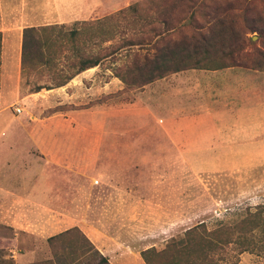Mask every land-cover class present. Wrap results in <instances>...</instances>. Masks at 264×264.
Listing matches in <instances>:
<instances>
[{
	"label": "rangeland",
	"instance_id": "obj_1",
	"mask_svg": "<svg viewBox=\"0 0 264 264\" xmlns=\"http://www.w3.org/2000/svg\"><path fill=\"white\" fill-rule=\"evenodd\" d=\"M103 1L57 0L63 4L62 13L70 12L66 3L77 2L73 14L80 18L60 20L58 14L47 10L44 19L31 21V25L77 29L81 22L94 21L87 17L95 15L93 8ZM112 2H119L121 8L105 13L106 21L98 27V33L103 37L113 35L114 42L120 37L148 40L152 27L172 41L193 30L183 26L191 13L187 3ZM214 4L229 6V15L240 21L243 39L254 42L247 46L252 51L247 67H231L236 68L233 72L225 71L227 68L214 70L220 71L216 74L189 69L178 77L167 75L146 88L124 87L112 76L113 69L127 61L123 50L119 59L104 60L92 70L96 85L113 79L109 95H98L97 90L96 95H76L68 87L71 81L59 87V94L44 95L40 90L36 95H23L31 93L35 85L48 84L49 76L46 71L20 74L22 95L6 108L20 131L17 128L14 133L13 151L4 150L1 156L0 184L4 185L0 187V264H56L58 260L75 263L82 251L81 236L108 264L118 259L126 264L117 250L112 255V249L119 245L131 246L137 252L152 249L158 253L153 257L155 263L170 264V259L183 258L178 244L185 230L199 223L206 231L221 224L232 225L264 205V164L240 163L233 170L197 172L183 160L180 149L169 142L161 122L169 118L168 110L172 111L174 105H209L207 95L215 81L220 90L212 104L216 110H246V71L251 70L249 66L256 58L253 49L264 50V36L260 40L247 31L240 16L246 11L247 16L259 13L264 18V0H198L194 7L199 10H192L196 23L205 20V7ZM164 12L174 19L167 27L155 23ZM80 32L78 45L86 39V32ZM94 42L99 43V38ZM107 44L99 43L98 49L103 51ZM137 48L133 47L134 51ZM98 49L92 47L91 51L96 53ZM143 52L139 50L138 54ZM182 84L189 92L187 96L174 92L175 99L169 92ZM119 86L120 90L116 88ZM16 108L19 114L14 112ZM231 123L245 129L246 116L234 115ZM6 171L14 172L16 179L4 181L1 173ZM23 172L28 175L24 181L20 178ZM68 229H72L68 235L52 244L47 242V238ZM252 238L251 252L239 255L231 248L208 253L206 264H264L262 235ZM171 243L176 246L163 251Z\"/></svg>",
	"mask_w": 264,
	"mask_h": 264
},
{
	"label": "trees",
	"instance_id": "obj_2",
	"mask_svg": "<svg viewBox=\"0 0 264 264\" xmlns=\"http://www.w3.org/2000/svg\"><path fill=\"white\" fill-rule=\"evenodd\" d=\"M171 2L174 5L187 3L191 13L183 26L193 29L189 35L175 41L166 39L164 33H156L155 28L152 27L150 32L153 34L148 40L120 37V41L114 42L113 35L108 34L107 37H103L98 33V27L106 21L105 18L81 22L78 24L79 28L69 30H65L63 25L26 27L21 34L20 74L26 71L48 73L49 83L35 85L31 93L59 88L79 73L98 66L104 60L119 59L117 56L119 57L123 50H125L123 58L127 61L113 69L112 76L124 87L141 88L169 74L189 69L214 71L239 66L247 67L248 57L252 53L251 50L248 51L247 46H253L254 42L250 38L243 39V32L238 27L240 21L229 15L231 13L229 6L222 8L214 4L205 7L208 11L203 14L205 20L196 23L192 10H199L198 7H194L198 0H171ZM126 8L131 10L133 6ZM122 13L120 10L118 14ZM258 14L247 16L245 11L240 19L245 23L244 28L250 33H255L257 39L261 40L264 36V18ZM166 15L165 12L160 14L154 22L165 27L169 26L174 19L170 14ZM201 25L204 27H200ZM80 31L86 32V39L78 45L77 37ZM95 38H99V43H108L103 51L98 49L99 43L94 42ZM92 47H97L98 51L93 53ZM133 47L138 48L134 51ZM139 50L144 52L139 55ZM253 50L256 58L249 67L254 71H262L264 50ZM263 211L264 205L257 206L254 211L247 213L232 225L221 224L209 231L205 230L203 223L185 230L183 239L178 244L183 258L170 259L172 260L170 264H206L209 262L206 259L208 253L225 252V249L231 248L239 255L251 252L254 250L252 237L261 233L264 243ZM72 229L47 238V242L54 243L57 239L68 235ZM81 238L83 241L80 259L72 264H108L105 257L100 255L86 239L82 236ZM175 246V243L166 245L163 251L167 250V247ZM139 255L144 264H157L153 257H158V253H154L152 249L141 251ZM56 264L65 263L58 260Z\"/></svg>",
	"mask_w": 264,
	"mask_h": 264
},
{
	"label": "crops",
	"instance_id": "obj_3",
	"mask_svg": "<svg viewBox=\"0 0 264 264\" xmlns=\"http://www.w3.org/2000/svg\"><path fill=\"white\" fill-rule=\"evenodd\" d=\"M68 4L70 12L62 13L60 10H62L63 4L57 3V0L50 2L47 0H0V161L4 159V157H1L3 151H13L15 146L13 137L18 127L14 125V118L6 112V108L18 99L19 95H22L19 93L22 30L26 27H36L31 25V21L44 19L43 14L47 10L52 12V15L53 13L58 14L57 18L60 20L80 18V16L73 14L75 13L73 9L74 7L77 9L78 3L70 2L66 3V6ZM119 5V2L105 0L98 8H93L96 11L95 15L87 18L99 20L104 17L106 12L121 8ZM92 13H94L93 10ZM96 67L85 70L70 80L71 83H69L68 87L71 88L74 94L96 95L97 90L98 95H109L113 79L107 78L102 81L101 85H96L92 76V70H95ZM235 69L227 68L225 71L233 72ZM187 71L184 70L169 75L178 77L179 74ZM210 72L216 74L220 71ZM246 72L247 102L245 112L242 110H216L212 106L215 96L220 92L216 88L218 82L215 81V86L208 91L209 105L206 104L205 108L200 103L191 105L187 103L177 104L173 106L172 111L168 110L169 118L161 121L169 142L172 146L180 149L183 160L187 164L193 165L194 167L192 168L195 171L221 172L229 169L233 170L240 163L252 166L264 164V69L262 72L252 70H247ZM234 73L239 75L238 71H234ZM163 79L165 80V77L156 81L159 82ZM239 81L234 82L237 83ZM118 83L120 85V82ZM152 83L141 88H146ZM231 84H233L232 81ZM116 88L120 90L122 87ZM186 88V84L177 85L169 94H174L176 96L175 99H177V93L174 92L187 96L185 94L189 91H184ZM58 89L44 90L43 93L44 95L59 94L60 91ZM23 95H36V93ZM137 95H142V92ZM232 95H235V93ZM22 98H27V96ZM234 115L246 116L245 129L239 128L237 123L229 124L234 121ZM224 117L229 119L224 120ZM17 130L20 131L19 128ZM243 149H245V152ZM14 156L12 155V157ZM20 164L24 167L23 162ZM0 165H2V161ZM1 174L4 181L16 179L12 171H6ZM27 176L23 172L20 178L24 181ZM2 185L4 184L1 183L0 187ZM22 186L24 187V185ZM22 200L24 201V199ZM8 204L13 205V203ZM116 250L121 253V256L123 255L121 259H125L127 261L126 264L144 263L139 252L133 250L131 246L119 245L118 249L113 248V256H115ZM118 260H114L115 264H124Z\"/></svg>",
	"mask_w": 264,
	"mask_h": 264
},
{
	"label": "built area",
	"instance_id": "obj_4",
	"mask_svg": "<svg viewBox=\"0 0 264 264\" xmlns=\"http://www.w3.org/2000/svg\"><path fill=\"white\" fill-rule=\"evenodd\" d=\"M14 112H15L16 114H19V113H20V110H19L18 108H16V109H14Z\"/></svg>",
	"mask_w": 264,
	"mask_h": 264
}]
</instances>
